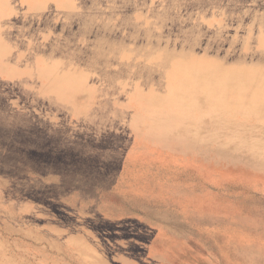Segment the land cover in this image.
I'll return each instance as SVG.
<instances>
[{
	"label": "rangeland",
	"instance_id": "374dc122",
	"mask_svg": "<svg viewBox=\"0 0 264 264\" xmlns=\"http://www.w3.org/2000/svg\"><path fill=\"white\" fill-rule=\"evenodd\" d=\"M243 1L0 0V34L20 26L25 45L42 56L33 66L17 53L0 63V264H264V116L211 113L212 122L197 116L191 130L183 118L150 139L152 124L178 115L162 96L156 105L148 96H175L180 77L166 86L148 62L161 51L238 62L247 34L258 42L264 34V12L242 21L244 12H234L264 10V2ZM190 10L197 14L191 19L178 14ZM130 15L134 25L124 21ZM149 16L151 25L141 27ZM41 24L66 39L43 42ZM100 39L119 57L115 52L107 66L99 61L101 72L76 74L74 66ZM7 47L1 42L0 52ZM49 62L53 76L68 77L39 78Z\"/></svg>",
	"mask_w": 264,
	"mask_h": 264
},
{
	"label": "bare ground",
	"instance_id": "6f19581e",
	"mask_svg": "<svg viewBox=\"0 0 264 264\" xmlns=\"http://www.w3.org/2000/svg\"><path fill=\"white\" fill-rule=\"evenodd\" d=\"M95 1V0H94ZM132 1V0H131ZM153 1V0H152ZM179 1V0H178ZM252 1V0H251ZM81 2V1H80ZM100 2V1H98ZM170 2V1H169ZM183 2V1H182ZM186 2V1H184ZM264 0H255L253 3L249 2L248 0H244L240 4L243 6L249 5V4H255V5H261ZM104 3V2H102ZM137 3V2H136ZM147 3V2H146ZM158 4L165 3L164 0H157ZM121 4V3H120ZM128 4V2H127ZM178 4V3H175ZM138 5V4H137ZM132 6H134L132 4ZM140 6V5H139ZM145 6V4H144ZM155 6V5H154ZM173 6V5H172ZM200 6V5H199ZM217 6V5H216ZM119 7V6H118ZM210 7V6H209ZM138 8V7H137ZM156 8V7H155ZM161 8V7H160ZM167 8V7H166ZM120 9V8H119ZM150 9V8H149ZM162 9V8H161ZM170 9V8H169ZM168 9V10H169ZM153 10V9H152ZM151 10V11H152ZM165 11V9L163 8ZM162 10V11H163ZM185 10V9H184ZM183 10V11H184ZM209 10V9H207ZM235 10V8H234ZM54 11V9L52 10ZM115 11V10H114ZM182 11V10H181ZM188 11V9H187ZM253 12H264V10L261 9H254L250 11H244L243 9H237L234 12H238L241 14V12H244V15L240 19L241 21L244 18H250L253 14ZM186 12V11H185ZM132 13V12H131ZM144 13V12H143ZM148 13V12H147ZM166 13V12H165ZM247 13V14H246ZM181 15L183 19H191L193 15L196 14V11L190 10L188 13H178ZM126 15V14H124ZM163 15V14H162ZM197 15V14H196ZM131 16V15H130ZM171 16V15H170ZM175 16V15H174ZM234 16V15H233ZM232 16V19L237 21L235 17ZM238 16V15H237ZM254 16V15H253ZM258 16V15H257ZM20 17V16H19ZM132 17V16H131ZM176 17V16H175ZM12 18V17H11ZM43 18V17H42ZM19 19V18H18ZM151 17L143 18L141 27H149L151 25ZM253 19V18H252ZM11 20V19H10ZM204 20V19H203ZM257 20V19H256ZM127 23H134L138 21L137 18H128L125 17L124 19ZM173 21V20H172ZM251 21V19H250ZM35 23V22H34ZM43 23V22H41ZM132 23V24H133ZM240 23V22H239ZM58 24V23H57ZM242 24V23H241ZM42 25V24H41ZM134 25V24H133ZM136 26V25H135ZM251 26L250 25V29ZM59 27V24H58ZM161 27V26H160ZM185 27V26H183ZM188 27V26H187ZM230 27V26H228ZM259 28L260 32L264 31V19L261 20V25ZM74 28V27H73ZM138 28V27H137ZM144 28V29H145ZM4 29L7 31L5 34H0V43L7 44V47L9 51L7 52H0V63L10 54L17 53L21 54V56H24V63L27 66H33L34 62L39 60V57L42 58L40 54L35 52L32 49V44H26L27 39L25 38V33L21 30L20 26L17 25H11L8 27H4ZM38 34L43 35L45 38H42L43 42L48 41L52 38V46H57L61 44L60 42L64 41L66 39V36L63 34V32L56 31L55 28H53L52 25H42L39 28ZM155 33V32H154ZM153 33V34H154ZM157 34V33H156ZM172 34V33H170ZM162 36V35H161ZM172 36V35H171ZM248 37V45L244 49L242 56L238 59V62L231 63V61H228V58L225 56L224 58H214L209 59L207 56H203L200 59L197 58H186L183 55H180L177 53L174 58H170L168 55H172L170 52H164L161 51L159 53V56L154 61H149V73L157 72V74H161L162 80L166 83V86L171 83L172 80L180 77L179 84H175V91L177 92L175 96L170 97L164 96L166 91L160 92H150V100L152 101V105L160 104L158 100H161L164 103L166 108L177 107V110L175 113L178 115V121L175 120L174 116L172 115V118H169L171 122L167 124H152L150 128V139H156L157 137L155 135H160L161 133L165 131H170L174 129L177 125L181 124L180 121L183 120V118L190 124L189 130L193 129L196 124H194L195 117H199V119L205 124L208 125V120L211 121V116L209 119V115L211 113H215L217 115L221 116H228L230 112H233L234 110H237L238 113L243 114H259L260 116H264V34L260 37L261 41L258 42L257 38L254 36L253 32H249L247 34ZM159 38V37H157ZM181 38V37H180ZM170 39V38H169ZM216 39V38H214ZM218 39V38H217ZM98 41L97 46L91 50L92 52L89 54L86 58H81V61L78 62L74 66L76 68V74L78 71H80V75L84 76L88 74V72H101L103 71L101 68H98L97 63L99 61H104L101 64H104L105 66L109 65L111 62L110 60L116 59L115 52H117L119 57V52L115 47L112 46L111 43L108 41L102 40ZM184 40V39H183ZM158 41V40H157ZM161 42V40H160ZM159 42V43H160ZM181 42V41H180ZM183 42V41H182ZM181 42V43H182ZM188 42V41H187ZM218 42V41H217ZM162 43V42H161ZM158 44V43H157ZM187 44V43H186ZM219 44V43H218ZM188 45V44H187ZM259 46V47H256ZM187 47V46H186ZM185 47V48H186ZM211 45H208L206 47L207 51L209 52L211 49ZM190 48V45L189 47ZM191 49V48H190ZM195 49V48H194ZM193 49V50H194ZM24 50V51H23ZM249 52H248V51ZM257 53L251 54L250 52ZM197 52V51H196ZM195 53V52H194ZM217 53V52H215ZM59 54L61 57H65L66 52L64 49H61L59 51ZM198 54V53H197ZM211 54V53H210ZM238 54V53H237ZM175 55V54H174ZM201 55V53L199 54ZM240 55V54H239ZM80 57V54L78 55ZM212 56V55H211ZM229 56V55H228ZM238 56V55H237ZM138 59H140V56H136ZM199 57V56H198ZM235 58V57H234ZM46 59L49 61L58 60L57 57L53 56L52 54H47ZM233 59V58H232ZM24 64V65H25ZM117 65V64H116ZM41 69L42 72L38 74L39 78L44 77V72L47 74V81H57V80H65L68 76H62V77H55L53 76V72L57 71L54 64L52 62H49L44 65ZM119 67V66H118ZM117 67V68H118ZM116 68V69H117ZM141 69V63L134 66L133 71H139ZM146 71V70H145ZM2 76V75H1ZM6 77V76H5ZM154 77V76H153ZM7 78V77H6ZM4 78V79H6ZM157 78V77H156ZM159 78V77H158ZM159 78V79H161ZM3 79V78H2ZM90 80V79H89ZM9 81V80H7ZM94 81V80H93ZM5 82V81H4ZM3 82V83H4ZM6 83V82H5ZM8 83V82H7ZM12 83V81H11ZM14 83V82H13ZM19 83V82H18ZM96 83V82H95ZM134 84H137V82H134ZM3 85V84H2ZM10 85V83H9ZM22 87V86H21ZM173 87V85H172ZM171 87V89H172ZM208 87L214 88L215 90H212L211 93L208 91ZM8 88V86H7ZM24 89V88H23ZM4 90V89H3ZM11 90V89H10ZM13 90V89H12ZM11 90V91H12ZM15 90V88H14ZM241 90H244V94L239 93ZM30 91V90H29ZM31 92V91H30ZM23 93V92H22ZM103 93V92H102ZM110 93V92H109ZM26 94L25 96H27ZM102 95V94H101ZM32 96V95H31ZM162 96L160 99L159 97ZM20 97V96H19ZM30 97V96H28ZM120 98V97H119ZM21 99V98H20ZM28 99V98H27ZM112 99V98H111ZM25 100V99H24ZM30 100V99H29ZM107 100V99H106ZM1 101V100H0ZM26 101V100H25ZM24 101V102H25ZM112 101V100H111ZM4 102V101H3ZM22 102V100H21ZM109 102V101H108ZM45 103V102H44ZM51 103V102H49ZM125 103V102H124ZM129 103V102H127ZM131 103V102H130ZM135 103V102H134ZM9 105V104H7ZM32 105V104H31ZM41 105V104H40ZM111 105V104H110ZM6 106V105H5ZM4 106V107H5ZM53 106V105H52ZM134 106V105H133ZM137 106V104H136ZM142 106V105H141ZM140 106V107H141ZM54 107V106H53ZM108 107V106H107ZM111 107V106H109ZM12 108V107H11ZM139 108V107H138ZM55 109V108H52ZM112 109V108H111ZM123 109V108H122ZM126 109V108H124ZM161 109V108H160ZM113 110V109H112ZM120 110V109H119ZM141 110V109H140ZM18 111V110H15ZM54 111V110H53ZM123 111V110H122ZM172 111V110H171ZM7 112V110H6ZM11 112V111H10ZM19 112V111H18ZM21 112V110H20ZM52 112V111H51ZM107 112V111H105ZM118 112V111H117ZM142 112V111H141ZM170 112V110H169ZM166 112V113H169ZM1 113V112H0ZM57 113H59L57 111ZM124 113V112H123ZM143 113V112H142ZM171 113V112H170ZM34 114V113H33ZM36 114V113H35ZM63 114V113H61ZM118 114V113H117ZM132 114V113H131ZM141 114V113H140ZM174 114V113H173ZM37 115V114H36ZM144 115V114H143ZM152 115V114H151ZM240 115V114H239ZM249 118V115H247ZM217 117V116H216ZM14 119V118H12ZM63 119V118H62ZM73 119V118H72ZM147 119V118H146ZM220 119V118H219ZM222 119V118H221ZM231 120V119H230ZM251 120V119H250ZM146 121V120H144ZM88 122V121H87ZM149 122V121H148ZM212 122V121H211ZM57 123V122H56ZM145 123V122H144ZM226 123V122H225ZM233 123V122H232ZM231 123V124H232ZM11 124V123H9ZM49 124V123H48ZM74 124V123H73ZM86 124V123H85ZM245 124V123H244ZM254 124V123H253ZM6 126V124H3ZM12 125V124H11ZM91 125V124H90ZM221 125V124H220ZM238 124H236L237 126ZM8 126V125H7ZM116 126V125H115ZM226 126V125H225ZM241 126V125H240ZM243 126V125H242ZM260 126V125H259ZM0 127H2L0 125ZM55 127V126H53ZM89 127V126H88ZM97 128V126H95ZM108 127V126H107ZM114 127V126H113ZM125 127V126H124ZM219 127V126H218ZM246 127V125H245ZM93 128V127H92ZM106 128V127H105ZM120 128V127H119ZM122 128V127H121ZM228 128V127H227ZM126 129V128H125ZM239 129V128H237ZM72 130V129H71ZM105 130V129H104ZM108 130V129H107ZM210 130V129H209ZM255 130V129H254ZM10 131V130H9ZM93 131V130H91ZM110 131V130H108ZM124 131V129H123ZM154 133H153V132ZM218 131V130H217ZM230 131V130H229ZM233 131V130H232ZM113 132V131H111ZM126 132V131H125ZM179 133V132H178ZM241 133V132H240ZM86 134V133H85ZM228 134V133H227ZM234 134V133H231ZM132 135V134H131ZM244 135V134H243ZM249 135V134H248ZM126 136V135H125ZM137 136V135H136ZM55 137V136H54ZM141 137V136H140ZM139 137V138H140ZM163 142L165 143L166 140L169 139V137L165 136L164 134L161 135ZM216 137V136H215ZM251 137V136H250ZM138 138V137H137ZM226 138V137H225ZM66 139V138H65ZM72 139V138H71ZM217 139V138H216ZM221 139V138H220ZM139 140V139H138ZM136 140V141H138ZM66 140V144L67 145ZM146 141V140H145ZM215 141V140H214ZM73 141H70V143ZM155 142V141H154ZM170 142H174V139H171ZM177 142V141H176ZM209 142V141H208ZM223 142V141H222ZM69 143V142H68ZM131 143V142H130ZM149 143V142H148ZM175 143V142H174ZM181 143V142H178ZM74 144V143H73ZM158 144V143H157ZM172 144V143H171ZM176 144V143H175ZM216 144V143H215ZM219 144V143H217ZM151 145V144H150ZM174 144H172L170 147H173ZM232 145V144H231ZM263 145V144H262ZM75 146V145H74ZM80 146V145H79ZM206 146V145H205ZM210 146V144H209ZM183 147V146H182ZM237 147V146H236ZM66 148V147H65ZM69 148V145H68ZM73 148V147H72ZM179 148V147H178ZM184 148V147H183ZM203 148V147H202ZM57 149V148H56ZM157 149V148H156ZM167 149V148H166ZM172 149V148H171ZM175 149V148H173ZM181 149V148H180ZM189 149V148H188ZM199 149V148H198ZM206 149V148H205ZM247 149V148H246ZM68 150V149H67ZM70 150V148H69ZM187 150V149H186ZM71 151V150H70ZM69 151V152H70ZM74 151V150H73ZM184 151V150H183ZM210 151V150H209ZM220 151V150H219ZM249 151V150H248ZM198 152V151H197ZM196 152V153H197ZM205 152V151H204ZM208 152V151H207ZM213 152V151H212ZM247 152V151H245ZM252 152V151H251ZM173 153V152H171ZM191 153V152H190ZM234 153V152H233ZM244 153V152H242ZM241 153V154H242ZM67 154V153H66ZM71 154V153H70ZM69 154V155H70ZM74 154V153H73ZM181 154V153H180ZM207 154V153H206ZM264 154V153H263ZM76 155V154H75ZM79 155V154H77ZM182 155V154H181ZM71 156V155H70ZM82 156V155H81ZM172 156V155H171ZM193 156V155H192ZM205 156V155H204ZM85 157V156H84ZM101 157V156H100ZM207 157V156H206ZM215 157V156H214ZM65 158V157H64ZM172 158V157H171ZM191 158V157H190ZM217 158V157H216ZM262 158V157H261ZM264 158V157H263ZM109 159V158H108ZM187 159V158H185ZM214 159V158H213ZM243 159V158H242ZM260 159V158H259ZM198 160V159H197ZM216 160V159H215ZM251 160V159H250ZM102 161V160H101ZM233 161V160H232ZM235 161V160H234ZM240 162V160H238ZM257 161V160H256ZM190 162V161H189ZM209 162V161H208ZM231 162V161H230ZM259 162V161H258ZM125 163V162H123ZM211 163V162H210ZM245 163V161H244ZM255 163V162H254ZM98 164V163H96ZM213 164V163H212ZM226 164V163H225ZM229 164V163H228ZM102 165V164H101ZM214 165V164H213ZM113 166V165H112ZM115 166V165H114ZM144 166V165H143ZM219 166V165H218ZM215 167V166H214ZM99 168V167H97ZM110 168V167H109ZM111 171V170H110ZM110 173V172H109ZM121 175V174H120ZM58 176V175H57ZM125 176V175H124ZM128 176V175H127ZM136 176V175H135ZM126 177V176H125ZM212 177V176H211ZM120 179V178H119ZM116 180V179H115ZM121 180V179H120ZM141 180V179H140ZM187 180V179H186ZM119 181V180H118ZM189 181V180H188ZM114 182V181H113ZM232 182V181H231ZM233 183V182H232ZM256 183V182H255ZM139 184V183H138ZM115 185V184H114ZM118 187V186H117ZM130 191V190H129ZM151 191V190H150ZM135 193V192H134ZM42 195V194H41ZM142 196V195H140ZM135 197V196H132ZM143 198V197H141ZM147 198V197H146ZM134 199V198H133ZM162 199V198H161ZM173 200V199H172ZM132 202V201H131ZM55 203V202H54ZM134 205V204H133ZM135 206V205H134ZM216 208V207H215ZM161 209V208H160ZM220 210V209H219ZM209 212V211H208ZM220 219V218H219ZM202 226V225H201ZM221 240V239H220ZM228 242V240H227ZM208 246V245H207ZM164 247V246H163ZM234 247V246H233ZM228 249V247H227ZM257 249V248H256ZM233 250V249H232ZM250 250V249H249ZM237 251V250H236ZM263 251V250H262ZM239 252V251H238ZM234 253V252H233ZM247 255V254H246ZM254 255V254H253ZM145 256V255H144ZM143 256V257H144ZM150 257V256H149ZM247 257V256H246ZM145 258V257H144ZM252 258V257H251ZM256 258V257H255ZM149 259V258H148ZM254 259V257H253ZM259 259V258H257ZM251 260V259H250ZM144 262V261H143ZM148 262H150L148 260ZM147 263V262H146ZM157 263V262H155ZM163 263V262H162ZM253 263V262H252ZM251 263V264H252ZM259 263V262H258Z\"/></svg>",
	"mask_w": 264,
	"mask_h": 264
}]
</instances>
